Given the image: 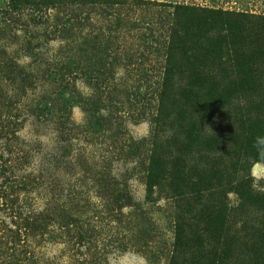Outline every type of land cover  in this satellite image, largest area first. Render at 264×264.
<instances>
[{"label": "rangeland", "instance_id": "1", "mask_svg": "<svg viewBox=\"0 0 264 264\" xmlns=\"http://www.w3.org/2000/svg\"><path fill=\"white\" fill-rule=\"evenodd\" d=\"M155 1L264 14V0ZM56 4L0 0V264H264V161L220 144L244 124L264 134V85L233 87L222 100L211 92L200 112L173 89L156 115L139 103L145 90L127 83L114 95L118 118L88 112L96 53L81 43L110 20L90 4ZM65 14H76L74 87L58 73L74 51V31H60ZM127 35L116 44L136 48ZM131 53L159 70L160 52ZM192 124L183 180L173 181L174 149ZM153 153L163 164L148 190Z\"/></svg>", "mask_w": 264, "mask_h": 264}, {"label": "trees", "instance_id": "2", "mask_svg": "<svg viewBox=\"0 0 264 264\" xmlns=\"http://www.w3.org/2000/svg\"><path fill=\"white\" fill-rule=\"evenodd\" d=\"M54 1L58 8L65 9L90 4L110 20L97 36L85 34L81 43L86 50L96 53L95 63L87 66L93 83L90 94L85 98L90 106L86 110L88 112H106L118 118L121 102L114 95L118 94L119 85L127 83L137 95L140 90H145L139 103L143 104L142 108H152L156 115L161 112L165 99L173 89L185 92L193 104L198 103L195 110L200 112L202 108H207V96L211 92L222 94V100L225 97L223 93L233 87L250 89L264 85V14L155 0ZM38 5L52 4L32 3L33 7ZM35 11L39 13L42 10L37 8ZM75 20L76 14H65L60 22V31H74L71 38H66L74 44V51L58 62V73L63 77L61 80L69 84L73 79L72 87L76 78ZM120 31H127V36L137 41L134 43L137 47L125 46L124 39L116 44L121 38ZM37 47L38 44H29L26 51L38 57L40 52H32ZM138 50L160 52V60L157 61L160 68L155 75L148 71L145 64L147 59L142 58V53H131ZM90 61L92 59L85 56L84 62L90 64ZM119 74H124L127 81H118ZM199 92H205L202 100L199 99ZM132 95L136 96L135 93ZM142 114L141 110L137 112V115ZM152 119L157 120L158 117ZM243 126L239 127L240 134L234 133L220 144H238L237 153L242 157L264 161V154H259L254 147L255 138L264 137L262 127H255L254 124L245 128ZM194 127L196 124H192L188 135L174 149L178 156L171 166L173 181L183 180L185 163L181 155L193 149L196 138L192 133H197ZM162 164L160 155L151 154L148 162V190L159 184ZM216 212V217H222L224 211L218 208Z\"/></svg>", "mask_w": 264, "mask_h": 264}, {"label": "clouds", "instance_id": "3", "mask_svg": "<svg viewBox=\"0 0 264 264\" xmlns=\"http://www.w3.org/2000/svg\"><path fill=\"white\" fill-rule=\"evenodd\" d=\"M254 147L257 148L259 154H264V137H256L254 141Z\"/></svg>", "mask_w": 264, "mask_h": 264}]
</instances>
